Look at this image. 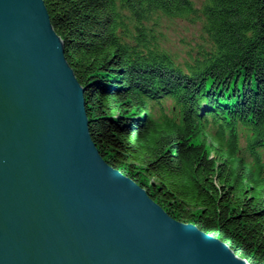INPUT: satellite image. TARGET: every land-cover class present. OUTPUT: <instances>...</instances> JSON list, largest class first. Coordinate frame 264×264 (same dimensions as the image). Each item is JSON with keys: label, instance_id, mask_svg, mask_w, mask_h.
I'll return each mask as SVG.
<instances>
[{"label": "trees", "instance_id": "trees-1", "mask_svg": "<svg viewBox=\"0 0 264 264\" xmlns=\"http://www.w3.org/2000/svg\"><path fill=\"white\" fill-rule=\"evenodd\" d=\"M104 159L174 218L264 264V0H207L211 48L160 43L191 0H45ZM212 112V113H209Z\"/></svg>", "mask_w": 264, "mask_h": 264}, {"label": "water", "instance_id": "water-1", "mask_svg": "<svg viewBox=\"0 0 264 264\" xmlns=\"http://www.w3.org/2000/svg\"><path fill=\"white\" fill-rule=\"evenodd\" d=\"M45 0H0V264H252L102 156Z\"/></svg>", "mask_w": 264, "mask_h": 264}, {"label": "rangeland", "instance_id": "rangeland-1", "mask_svg": "<svg viewBox=\"0 0 264 264\" xmlns=\"http://www.w3.org/2000/svg\"><path fill=\"white\" fill-rule=\"evenodd\" d=\"M198 12L188 17H164L159 27L163 35L160 43L180 61H192L199 52L211 48V41L204 30L202 8L207 0H191Z\"/></svg>", "mask_w": 264, "mask_h": 264}, {"label": "bare ground", "instance_id": "bare-ground-1", "mask_svg": "<svg viewBox=\"0 0 264 264\" xmlns=\"http://www.w3.org/2000/svg\"><path fill=\"white\" fill-rule=\"evenodd\" d=\"M209 113H212V112H209Z\"/></svg>", "mask_w": 264, "mask_h": 264}]
</instances>
